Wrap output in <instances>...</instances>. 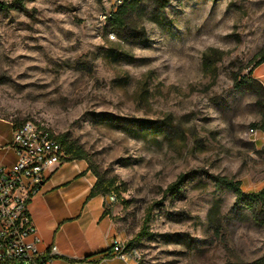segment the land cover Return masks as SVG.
<instances>
[{"label":"rangeland","instance_id":"rangeland-1","mask_svg":"<svg viewBox=\"0 0 264 264\" xmlns=\"http://www.w3.org/2000/svg\"><path fill=\"white\" fill-rule=\"evenodd\" d=\"M0 4V118L87 153L137 264L264 258V226L216 181L264 189V116L236 82L264 72V0H141L122 26L115 0Z\"/></svg>","mask_w":264,"mask_h":264},{"label":"crops","instance_id":"crops-1","mask_svg":"<svg viewBox=\"0 0 264 264\" xmlns=\"http://www.w3.org/2000/svg\"><path fill=\"white\" fill-rule=\"evenodd\" d=\"M259 68L253 77L264 85ZM16 128L0 118V167L10 168L17 162L12 145ZM96 181L84 161L65 162L46 173L28 205L41 239L39 250L47 253L56 245L61 261L68 264H135L104 253L116 239H123L105 196L89 198Z\"/></svg>","mask_w":264,"mask_h":264},{"label":"built area","instance_id":"built-area-1","mask_svg":"<svg viewBox=\"0 0 264 264\" xmlns=\"http://www.w3.org/2000/svg\"><path fill=\"white\" fill-rule=\"evenodd\" d=\"M123 5L124 0H115ZM13 148L17 162L10 168L0 167V264H68L56 245L49 252L39 250L41 239L28 205L40 191L46 173L68 159L64 145L47 131L32 123L17 127ZM107 209L117 203L113 193L105 196ZM124 262L134 261L136 253L127 251L126 243L116 239L111 253Z\"/></svg>","mask_w":264,"mask_h":264},{"label":"trees","instance_id":"trees-1","mask_svg":"<svg viewBox=\"0 0 264 264\" xmlns=\"http://www.w3.org/2000/svg\"><path fill=\"white\" fill-rule=\"evenodd\" d=\"M19 1L22 3L27 0H19ZM159 1L161 2L162 7L165 8L170 0H159ZM140 2L141 0H124V4L122 5L120 11L112 15L111 20L115 24L122 26L123 20L119 17L118 14H121L122 17H125L128 11L136 10L139 7ZM5 7L6 6L0 4L1 10L6 9ZM262 64H264V54L257 61L255 67H259ZM253 74L254 72L252 69L247 75H244L240 79V81L236 79V82L238 83V85L240 83L239 86L245 87L255 94L257 98L256 104L264 116V85L258 80H256L253 77ZM57 140L60 141L66 149L68 155V159L66 162L84 161L88 164L90 163L88 155L83 149L78 148L75 145H67L66 140L63 138ZM88 168L97 178L96 184L94 185L89 198H94L96 196H101V195L106 196L112 193V191L115 188L114 182L104 180L102 177L99 176L97 171H95L91 167ZM216 181L219 184L218 186L227 187L228 189L232 190L236 196L237 202L246 205L250 209V211H252L256 215L255 217L256 222L259 223L261 226H264V189L258 193H245L244 191H242L241 184L239 182H234L226 178H219ZM174 186L176 185H173L172 187ZM104 253H108L109 255H111L110 254L111 247ZM253 264H264V258L256 261Z\"/></svg>","mask_w":264,"mask_h":264}]
</instances>
